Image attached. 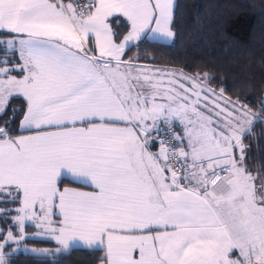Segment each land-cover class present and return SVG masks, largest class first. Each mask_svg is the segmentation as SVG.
Listing matches in <instances>:
<instances>
[{"label": "snow or ice", "instance_id": "6c2138e0", "mask_svg": "<svg viewBox=\"0 0 264 264\" xmlns=\"http://www.w3.org/2000/svg\"><path fill=\"white\" fill-rule=\"evenodd\" d=\"M174 9L0 0V264H59L76 242L100 264H264V166L243 143L264 115L221 104L207 74L125 58L173 38ZM27 222L57 247L23 245Z\"/></svg>", "mask_w": 264, "mask_h": 264}, {"label": "trees", "instance_id": "16d2710c", "mask_svg": "<svg viewBox=\"0 0 264 264\" xmlns=\"http://www.w3.org/2000/svg\"><path fill=\"white\" fill-rule=\"evenodd\" d=\"M172 29L171 43L145 38L131 50L140 51L145 63L182 70L190 76L207 74L212 89H223L227 96L245 102L252 112L264 115L259 112L264 98V0H176ZM13 103L21 108L23 100L17 97ZM20 118L18 112L16 120ZM176 127L180 132V126ZM251 130L253 135L246 137L244 144L246 162L255 172L264 166V124L255 123ZM65 184L70 183L65 180ZM29 240L56 247L52 241ZM102 255L98 249L74 247L57 259L59 264H100ZM13 264L38 261L19 252Z\"/></svg>", "mask_w": 264, "mask_h": 264}, {"label": "crops", "instance_id": "0c3cea01", "mask_svg": "<svg viewBox=\"0 0 264 264\" xmlns=\"http://www.w3.org/2000/svg\"><path fill=\"white\" fill-rule=\"evenodd\" d=\"M143 39H145V38H142L141 40H143ZM147 40H149V39H147ZM149 41H153V40H149ZM141 41H139V42H137V44H139ZM158 42H160V41H158ZM134 46H130L128 49H126V54H125V58L126 59H133V58H135V61H136V63L139 65V66H141V67H143V68H145V69H157V68H161V69H167V70H169V71H171V72H179V73H183V71L182 70H178V69H172V68H167V67H161V66H158V65H154V64H149V63H145V62H142L141 61V56H140V54H139V52L140 51H138L137 49H133V50H131V48H133ZM137 58V59H136ZM18 77H19V73L18 72H14ZM13 73V74H14ZM184 74V73H183ZM152 150H154V151H156L157 149H156V147H153V149ZM65 186H73V187H75L76 185H74V184H65ZM84 190H88V189H84ZM27 223H29V224H31V225H29V226H32V222H27ZM28 226V225H27ZM26 226V227H27ZM1 227V226H0ZM25 231H26V233L28 234V240H26V241H22V244L23 245H26L28 248H36V249H41V248H48V249H55L56 247H57V245H56V243L53 241V240H51V239H47V238H41V237H37V236H35V233L37 232V231H39V229H37V228H32V229H26L25 228ZM29 239H31V240H33V239H39V240H48V241H52L55 245H56V247H50V246H47V245H40V244H38V243H33V242H30V240ZM74 247H83V245L82 244H80L79 242H76V243H74V244H72L71 245V247H70V249H72V248H74ZM85 248V247H84ZM69 249V250H70ZM21 252H23V251H21Z\"/></svg>", "mask_w": 264, "mask_h": 264}, {"label": "rangeland", "instance_id": "374dc122", "mask_svg": "<svg viewBox=\"0 0 264 264\" xmlns=\"http://www.w3.org/2000/svg\"><path fill=\"white\" fill-rule=\"evenodd\" d=\"M175 3H176V0H175ZM173 30V29H172ZM174 40V37L173 38H168V39H163V40H159L160 42H164V43H171L172 41ZM137 59V58H136ZM185 74V73H184ZM13 75H16L15 73L13 74ZM187 76H189V77H193V76H197L198 78H202L204 75H201L200 73L199 74H196V75H193V76H190V75H188L187 74ZM207 85H208V87L210 88V89H212L210 86H209V84H208V82H207ZM217 91H219V90H217ZM226 100H237V99H235V98H232V97H229V96H227L224 92H223V97L221 98V104H223ZM240 101V103L241 104H243V105H245V106H247L249 109H250V107L245 103V102H243V101H241V100H239ZM177 124H178V122H177ZM179 125V124H178ZM162 130H163V128L161 129V132H162ZM243 143H244V141H243ZM0 207H11L10 205H0ZM2 220H0V226H2L3 224H2ZM27 225H31V224H29V223H26V226ZM29 227V229H32L33 228V226H28ZM41 249H48V248H41Z\"/></svg>", "mask_w": 264, "mask_h": 264}, {"label": "built area", "instance_id": "2783aa9c", "mask_svg": "<svg viewBox=\"0 0 264 264\" xmlns=\"http://www.w3.org/2000/svg\"><path fill=\"white\" fill-rule=\"evenodd\" d=\"M176 131L178 132L177 127H176ZM165 135H166V133H165V130L163 129V131H162V133L160 134V136H161V138H164ZM152 151H154V150H152Z\"/></svg>", "mask_w": 264, "mask_h": 264}]
</instances>
